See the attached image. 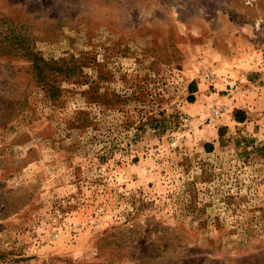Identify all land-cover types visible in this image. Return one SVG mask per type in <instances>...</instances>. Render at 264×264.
Returning <instances> with one entry per match:
<instances>
[{
    "label": "rangeland",
    "instance_id": "1",
    "mask_svg": "<svg viewBox=\"0 0 264 264\" xmlns=\"http://www.w3.org/2000/svg\"><path fill=\"white\" fill-rule=\"evenodd\" d=\"M0 264H264V0H0Z\"/></svg>",
    "mask_w": 264,
    "mask_h": 264
}]
</instances>
